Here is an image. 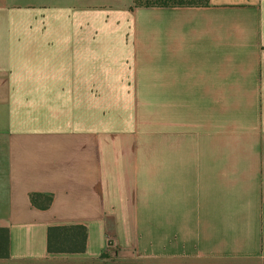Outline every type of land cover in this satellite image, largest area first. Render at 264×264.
Instances as JSON below:
<instances>
[{"label":"crops","instance_id":"0c3cea01","mask_svg":"<svg viewBox=\"0 0 264 264\" xmlns=\"http://www.w3.org/2000/svg\"><path fill=\"white\" fill-rule=\"evenodd\" d=\"M132 5L0 0V264H264V0Z\"/></svg>","mask_w":264,"mask_h":264},{"label":"trees","instance_id":"16d2710c","mask_svg":"<svg viewBox=\"0 0 264 264\" xmlns=\"http://www.w3.org/2000/svg\"><path fill=\"white\" fill-rule=\"evenodd\" d=\"M209 0H133L131 10L137 8H182L205 7ZM30 201L33 206L47 209L53 201L49 194L32 193ZM88 238V229L83 225H67L50 227L47 234V250L50 254H77L84 253ZM107 249L111 251L108 252ZM111 238L108 239L106 251L101 255L102 259H108L117 254ZM10 258V231L0 228V259Z\"/></svg>","mask_w":264,"mask_h":264},{"label":"built area","instance_id":"2783aa9c","mask_svg":"<svg viewBox=\"0 0 264 264\" xmlns=\"http://www.w3.org/2000/svg\"><path fill=\"white\" fill-rule=\"evenodd\" d=\"M108 252H110L111 250L110 249H107Z\"/></svg>","mask_w":264,"mask_h":264},{"label":"rangeland","instance_id":"374dc122","mask_svg":"<svg viewBox=\"0 0 264 264\" xmlns=\"http://www.w3.org/2000/svg\"><path fill=\"white\" fill-rule=\"evenodd\" d=\"M126 264H128V263H126Z\"/></svg>","mask_w":264,"mask_h":264}]
</instances>
